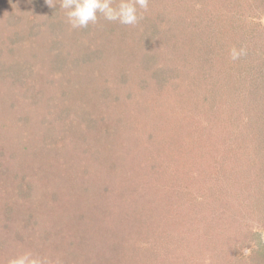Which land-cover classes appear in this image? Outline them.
<instances>
[{
	"label": "rangeland",
	"instance_id": "1",
	"mask_svg": "<svg viewBox=\"0 0 264 264\" xmlns=\"http://www.w3.org/2000/svg\"><path fill=\"white\" fill-rule=\"evenodd\" d=\"M31 1L0 0V23L10 15L30 17ZM41 2L48 7L50 1ZM51 2L56 18L52 8L45 13L46 20L71 33L64 45L67 65L52 68L49 56L43 67L36 65L34 86L44 92L36 100L29 84L23 90L9 79L20 72L8 78L0 73V264H97L100 260L103 264H256L249 256L250 247L239 244L250 242L254 231L264 245V90H259V107L248 94L247 103L240 99L245 118L228 115L223 120L213 115L211 104L196 106L200 96L184 85L159 89L153 84L144 92L134 80L130 88L137 90V97L131 111L123 105L126 87L114 86L105 100L100 90L104 79L109 74L113 78L118 69H131L132 77L139 76L136 44L128 35L136 30L139 18L150 20L158 13L170 16L163 23L169 31L160 37L189 36L184 42L192 48L210 45L204 49L210 56L196 59L203 67L208 64L212 79L242 84V79L237 81L240 68L244 75H255L257 84H264V0ZM220 11L229 12L228 25L236 18L232 27L237 37L228 27L216 37L222 24L217 18ZM122 22L132 27L127 30ZM209 33L213 39L205 37ZM139 39V54L145 55ZM22 45L20 53L27 43ZM98 49L103 56L89 60L88 52ZM151 50L158 54L160 47ZM165 57L175 60L160 50L158 58L163 62ZM214 63L220 69L215 73ZM18 90L22 91L17 94ZM163 92L164 101L159 96ZM115 96L122 100L114 103ZM257 114L259 153H245L248 141L239 146L241 156L227 160H245L239 161L243 171L233 176L231 166L220 165L218 155L201 149V130L212 133L216 142L222 138L231 142L228 137H237L240 129L249 140L251 133L244 126ZM87 117L94 119L90 126ZM241 121L244 129L235 128ZM110 127L111 137L105 133ZM60 134L63 138H57ZM218 148L223 154L220 145L215 152ZM251 169L259 173V183L247 195L242 189L254 187L244 177ZM239 191L244 196L233 198L232 193ZM251 224L248 233L245 229ZM250 244L256 246L255 241Z\"/></svg>",
	"mask_w": 264,
	"mask_h": 264
},
{
	"label": "trees",
	"instance_id": "2",
	"mask_svg": "<svg viewBox=\"0 0 264 264\" xmlns=\"http://www.w3.org/2000/svg\"><path fill=\"white\" fill-rule=\"evenodd\" d=\"M41 1L43 0H32L31 1L32 2L31 4L34 5L33 7L34 9H30L28 11V15H30V17L27 16L25 20H23V16L21 15H18V16L10 15L9 17L5 18V20L3 21V25L2 23H0V34H2L4 37L2 39L0 38V54H1L0 56L5 61V63L3 64L1 62L3 60H0V64L2 63L3 65L2 67L0 65V73L3 74L4 72L6 74V77L8 78V75L13 76L20 72L18 74L19 76L9 77V79L13 81L15 86H17L18 88H22L23 90L25 88V85L29 84L31 86V87L29 86V90H32V98H34V100H36L37 97L41 94V92H43L42 90L37 91L34 86L35 84H34L33 76L34 74H36V71H37L36 65L39 64L38 68L43 67L46 62L45 58L46 57L48 58V56L52 59V64H51L52 68L55 67L57 69V68L67 65L65 63V58L67 57L68 52L64 49V45L66 44V41L69 38H71L70 37L71 33L68 34V31H70L68 30V28L64 29L63 25H60V23H56V21H52V23H49L48 20H46L45 18V13L46 12L49 13L48 11L52 8L53 10L51 13L53 14V17L56 18L57 9L53 7L54 5L51 6L52 4H54V2H51L52 0H46V1H50L49 2L50 4L48 3V7H47V6H44L46 3L44 2L42 3ZM79 1L80 0H78V2ZM45 7L47 8L44 9ZM184 12H188V11H184ZM184 12L181 13L180 16H184ZM190 12H194V11H190ZM225 13L226 11H220L217 15L218 20H221L222 24L220 25L221 26L220 28L218 27V30H217L218 35L216 34V37H219L220 34L223 32V30L227 27L231 31H233L234 35L237 37V33H235V31L233 30L234 28L232 27L236 18L231 17L233 18V20L231 21V24L228 25L227 23L230 21L229 20L230 17L228 15L229 12H227L228 14H225ZM158 14L155 15L157 18L156 17L151 18L150 20L145 19L144 17L139 18V20H137L136 30L132 34L128 31L130 34L128 35V39L132 37L133 42L136 44L135 46L137 50H136V53L134 52V55H136L135 64L137 65L135 66V72H138L139 76H135L134 74L132 77L133 72L131 73V69H127V70L118 69L116 72L113 71L115 74L113 78L111 74H109L104 79V82H106V84L104 85L103 89L100 90L101 92L100 96H103L102 100H105L106 98H108V96L111 95L110 91H113L112 89L114 86L117 85V87H126L127 90H126V93L124 94L123 105L127 107V111H131L130 110L131 103L137 97V95H135L137 90L134 91V88H133L134 87L133 81L136 80L135 87L144 89V92L147 91L149 87L152 86L153 84L155 85L154 87L159 88V89H162V88L168 89L169 85H173L174 87H179V86L183 87V85L188 86L189 88H192V91H194L197 94V96L198 95L200 96L198 101L195 103L196 106L197 105L200 106L201 103H205V102L211 104L212 106H210V109L212 110L213 115H216L217 117H221L222 120L223 118L228 117V115L232 116V118L238 115L239 117H236L237 119L245 118L246 113H243V111L241 110L240 99L242 98H244V100L246 99V103H247V94L248 96L253 98V100L255 101V106L257 107L260 106L261 102L259 101V90H264V84L263 83L257 84L256 81L258 82L259 80L254 77L255 75L253 76L251 74L252 77L248 75H244L243 73H241L243 71L240 70V68H237L238 71H241L240 72L241 77H239L237 81L242 79L243 83L242 84L238 83L237 85V82H236V83H233V86L230 83H226L227 80H225L226 82L224 81L221 82L220 79L218 78L212 79V76H209L208 64H206L203 67L201 60H199V64L197 63V59L199 57H209L210 56V52H207L204 50L210 45L208 46L204 45V46L199 47L196 44L192 48L191 46L193 45H190L184 42V39L189 36H184L182 37V39H174L172 37H160L161 34H163L164 32L166 34L169 31L168 28L167 29L165 28V24L163 23L166 22V17H170V16L166 15L165 13H162L163 15L160 17ZM231 14L233 15V13ZM150 21H155L157 24H154V26L152 27V25H150L149 23ZM122 23L124 25H127L124 22ZM128 26L130 25L129 24L127 25V30H128ZM146 26H149L150 29L148 33L151 31L153 33L152 36H149V34L146 33L147 31ZM212 27H210L209 29H211ZM143 33H145L144 39H143ZM205 37H208V39H213L210 33L208 35H205ZM139 38H142L143 40V43H141L140 45L144 46L145 49L147 50V53L145 55L139 54V51H138L139 44L137 45L138 40H140ZM156 40H159V42L156 43ZM163 41H164L163 45H166V48L164 50H163V45L161 44V42ZM24 43H27V45L25 46L24 51L20 53V50L23 47L22 44ZM33 45L35 46V48L33 47ZM154 46H157V49L158 47H160V50L174 57L175 60H170L165 57V60L162 62V59L158 58L160 50L157 51L158 54L154 52L153 50H151ZM12 49L14 50L12 51ZM145 49L143 51H145ZM167 49L168 51H166ZM5 55H7L9 59H5L4 57ZM88 56H89V60L91 61L94 59L95 60L100 59L103 56V50H99V49L92 50L88 52ZM40 59H42L43 61H40ZM87 60L88 58L82 59V61H87ZM7 61L9 62L7 63ZM221 65L223 64L220 63V66ZM195 66L197 68H195ZM198 68H200L199 73L197 72ZM214 68H215L214 73L220 70L217 68L216 63H214ZM228 68L230 70L231 67H228ZM247 74H250V73H247ZM109 79L110 80L112 79L114 82H110ZM203 83H204L203 85L204 90L201 91L200 85ZM219 84L221 87L219 86ZM130 86H133V87L130 88ZM19 91H22V90H18L17 94ZM217 92H220L219 96L216 95ZM234 92H237V94L234 95ZM195 93L193 95H195ZM227 93L230 94V97L226 96ZM203 94L206 97L204 98L201 97ZM159 96L163 98V101L165 100L164 92L159 94ZM249 99L251 100V98ZM113 100H114L113 101L114 103H118L122 99L119 101V98L115 96ZM121 110L122 109L120 107L117 109V114H118L117 116L119 117V119L122 118ZM257 110H259V108H257ZM240 111H241L240 115L242 116L239 115ZM200 112L203 113L204 110H201ZM254 119L255 121H253ZM222 120L220 119L219 123L223 124ZM250 120L251 122H249V124L247 125V128L246 126H244L247 133L252 134L248 136L249 140L247 138L244 139L245 136L241 134L242 132L240 129L239 131L236 132L237 137H228L229 140L231 139V142L228 141L227 138H222L224 140L221 139L219 142H216L214 137L212 136V133H210L211 135H209L207 133H204L203 130H201V135L199 136L201 149H204L205 151H208L211 153L213 151V154L215 153L216 155H218L219 157L218 161L220 165H224L223 163H227L226 165L231 166L230 169L234 172L231 171L229 173H232L233 176L234 175L238 176V174L243 171L240 168L241 166L239 165V161L244 162L245 160H243L244 159L243 157L238 158V160L240 159L239 161L234 160L232 163L227 162V160L229 156H234V155L236 157L241 156L240 151H239V146L241 145L244 146L245 143L248 141L247 147L244 148L245 153L246 152L248 153L249 151H252V150L259 153V129H258L259 128V115L257 114L253 117H250ZM86 122L88 123V126H90L89 122L94 123V119L93 118L89 119V117H87ZM242 124H243L242 121L238 122V124H235V126H237L235 128L241 127L244 129V127L241 126ZM112 130L113 128L110 127V129L105 132L106 135L107 136L110 135L111 137ZM64 133L66 136L67 135L66 131H64ZM57 138H63L62 134H60ZM234 138L236 139L235 144L232 143V139L235 140ZM53 139L54 137L50 139L52 140L49 142L50 144H53V142L55 141ZM219 145L224 148L223 154H221L219 148L217 149V153L215 152V147ZM50 148L52 147L50 146ZM216 155H214L213 157L217 158ZM246 160L248 159L246 158ZM251 164H253V162H251ZM222 169L223 171L227 172L225 167ZM248 171L249 172L246 174V176L241 175V177L244 176L248 178V180H250L253 183L254 187L250 186L248 188V191L246 189H242V190L243 192H247L248 193L247 195H250L253 193L254 188H256V186L259 183L258 182L259 173L254 171L253 169L248 170ZM235 179L237 181L243 180L241 178L238 180L237 177H235ZM247 186L249 185L247 184L246 187ZM232 195L234 196L233 198H236V199L244 196V194L240 193V191H239V194L232 193ZM251 228L253 229L252 224L248 227V229H245V230H248V233H249ZM250 237H251L250 242L251 241L256 242L255 247L252 248L250 242L244 243V241L239 244L241 245L239 247H242V246H243L242 248L250 247L251 253L249 256L251 257V259H254L256 261L255 262L256 264H259V263L264 264V245L262 244L263 239L260 237L259 232H254V231L251 232ZM248 244L249 246H247ZM237 249L238 248H236V250ZM85 264H91V263L86 262ZM97 264H103V263L100 260Z\"/></svg>",
	"mask_w": 264,
	"mask_h": 264
}]
</instances>
